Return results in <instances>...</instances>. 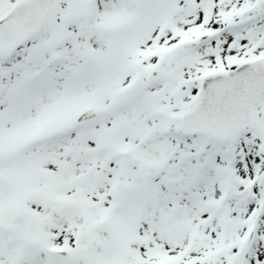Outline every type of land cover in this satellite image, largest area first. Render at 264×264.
I'll use <instances>...</instances> for the list:
<instances>
[{"label":"snow or ice","instance_id":"6c2138e0","mask_svg":"<svg viewBox=\"0 0 264 264\" xmlns=\"http://www.w3.org/2000/svg\"><path fill=\"white\" fill-rule=\"evenodd\" d=\"M0 264H264V0H0Z\"/></svg>","mask_w":264,"mask_h":264}]
</instances>
